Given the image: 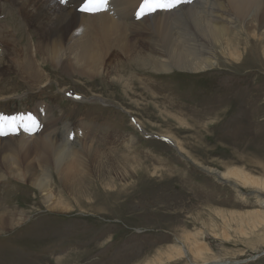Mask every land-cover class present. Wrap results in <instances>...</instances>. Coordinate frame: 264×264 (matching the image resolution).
<instances>
[{"label":"rangeland","instance_id":"rangeland-1","mask_svg":"<svg viewBox=\"0 0 264 264\" xmlns=\"http://www.w3.org/2000/svg\"><path fill=\"white\" fill-rule=\"evenodd\" d=\"M107 3L105 11L127 7L125 0ZM140 4L133 11L126 8L129 13L123 19L131 22L126 25L137 20ZM0 27L21 40V49L41 39L27 12L5 0H0ZM245 56L257 62L236 69L223 56L221 68L176 75L144 67L148 73L139 72L145 74L144 85L135 84L132 95L107 79L83 83L51 63L44 66L51 80L42 88L26 90L29 84L17 74L0 83V94L4 88L14 95L0 98V116L31 112L44 103L53 109L59 127L69 123L80 132L88 128L101 136L113 133L114 139L107 142L125 137L128 144L134 136L137 145L129 157L139 158L147 170V175L142 168V177L130 178L123 165L127 157L101 154V160L91 161V151H85L79 174L87 182L80 192L63 195L66 204H74V199L80 204L62 213L49 212L34 187L12 178L0 181L5 205L16 208L19 203L30 215L24 225L0 231V264H200L206 259L264 264V223L254 225L249 219L261 209L253 191L239 188L249 194L245 197L232 182L204 169L239 167L264 178V59L250 49ZM97 94L110 106L93 102ZM137 120L147 135L136 128ZM62 131L60 145L81 148V136L74 144L64 143L68 137ZM169 135L180 141L181 152L170 144ZM88 143L102 146L96 140ZM113 180L117 186H107ZM189 234L209 248L203 258L191 252Z\"/></svg>","mask_w":264,"mask_h":264},{"label":"bare ground","instance_id":"bare-ground-1","mask_svg":"<svg viewBox=\"0 0 264 264\" xmlns=\"http://www.w3.org/2000/svg\"><path fill=\"white\" fill-rule=\"evenodd\" d=\"M5 1L13 6L19 5L23 12H27L41 35L36 46L30 43L29 47L21 49L24 47L21 40L16 35L14 39L6 35L7 32L0 27V83L10 75L17 74L29 84L25 88L28 91L49 84L51 78L44 69L49 63L68 76H76L83 83L92 82L96 78L111 80V83L121 85L127 95H132L135 84L144 82L141 76L145 74L139 72L143 70L148 73L144 67L162 72L159 75H176L178 72L195 74L225 66L221 61L224 56L230 60L229 65L237 69L242 68L243 64L257 62L254 57L250 61L246 58L245 51L249 49L264 59V0H188V3L183 1L176 8L170 5L172 9H163L164 12L157 16L144 15L146 18L143 19L137 17L133 24L128 25L126 23L130 21L123 19L128 10L126 8L135 10L141 0H125L127 7H115L94 15L79 12L84 0ZM152 87L148 89L155 95ZM61 92L65 93L66 89ZM12 94L3 88L0 98L7 99L14 96ZM82 97L79 101L85 102L87 97ZM93 98V102H99L104 107L110 106L104 105L107 102L101 100L104 99L101 94ZM52 110L42 103L31 112L11 115L13 117L0 116V181H10L12 178L23 185L34 187L40 192L49 212L62 213L70 212L69 209L80 204L76 199L73 200L74 204H66L63 195L80 192L87 182L79 174L82 167L80 155L86 156L85 151H91V161L101 160V154L117 153L127 157L128 160L123 161L125 168L129 169H124L126 174L130 178L132 174L142 177L144 167L140 159L129 157L137 145L134 136H130L128 144L125 137L117 138V142H107L111 137L114 139L113 133L101 136L90 132L88 128L80 132L79 129L76 131L71 128L69 123L59 127V120ZM39 120L42 126H39ZM135 126L145 131L140 120H137ZM62 130L68 137L64 143L70 139L76 143L81 136V148L60 145L58 136ZM168 137L170 144L181 152L180 141L172 135ZM92 140L102 146H88V141ZM122 145L125 148H121ZM98 164L102 167L105 165L104 162ZM204 169L217 179L232 182L231 185L245 197H249V194L239 188L250 187L261 208L249 215L250 222L254 225L264 223L263 177L254 176L239 167L226 171L211 167ZM53 170L56 171L55 175H52ZM144 171L147 175L145 168ZM156 175L155 168L153 177ZM115 185L113 180L107 186L113 188ZM5 204L0 199V207L4 208V212L0 211L1 232L20 227L30 219L23 205L18 203V207L12 208ZM186 237L190 241L193 239L191 252L197 258H203L209 251L206 244L199 242L193 234ZM181 251L177 250L178 253ZM218 263H222V260L206 259L200 264Z\"/></svg>","mask_w":264,"mask_h":264},{"label":"snow or ice","instance_id":"snow-or-ice-1","mask_svg":"<svg viewBox=\"0 0 264 264\" xmlns=\"http://www.w3.org/2000/svg\"><path fill=\"white\" fill-rule=\"evenodd\" d=\"M105 2L106 0H100L101 4ZM97 6H98L97 4L93 3L92 0H90L89 4L85 7V11L92 12L95 10ZM144 7L152 9V10H156V9H167L170 7V5L167 3L161 2V0H145Z\"/></svg>","mask_w":264,"mask_h":264},{"label":"water","instance_id":"water-1","mask_svg":"<svg viewBox=\"0 0 264 264\" xmlns=\"http://www.w3.org/2000/svg\"><path fill=\"white\" fill-rule=\"evenodd\" d=\"M263 254H264V253H263ZM263 254H262V255H263ZM218 264H228V263L226 262V263H218Z\"/></svg>","mask_w":264,"mask_h":264}]
</instances>
